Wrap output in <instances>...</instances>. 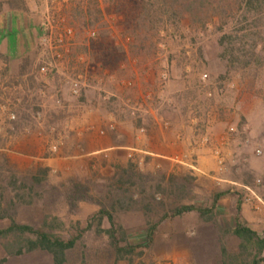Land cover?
I'll list each match as a JSON object with an SVG mask.
<instances>
[{
    "label": "rangeland",
    "instance_id": "1",
    "mask_svg": "<svg viewBox=\"0 0 264 264\" xmlns=\"http://www.w3.org/2000/svg\"><path fill=\"white\" fill-rule=\"evenodd\" d=\"M261 9L245 17L234 12L223 28L217 16L204 26L164 24L142 47L101 0H0L6 27L14 25L11 15L17 14L29 29L26 46L0 51V208H11L18 223L74 240L66 252L68 264H249L248 253L255 249H239L233 226L239 201L240 220L264 236V4ZM23 22L20 17L18 25ZM249 26L257 31L262 63L232 65L220 38ZM88 106L100 112L99 134L110 118L130 121L138 139L159 126L166 131L187 125L182 136L207 157L205 172L196 174L182 164L176 175L155 164L142 171L132 162L109 165L122 150L104 152V170L51 171L40 159L75 155L68 124ZM155 108L152 115L149 109ZM173 159L184 162L185 156ZM41 168L49 171L35 183L32 177ZM74 182L87 188L82 199L71 189ZM220 193L226 197L216 206L215 201L207 215L212 221H203L196 211L170 215L182 203L208 209ZM101 206L113 216L118 246H135L131 254L118 256L108 236L97 232L93 216ZM182 222L190 223L188 236L200 235L187 256L175 253L177 245L167 241L168 235L180 234ZM8 225L0 219V230ZM109 226L104 217L100 227ZM150 227L152 240L144 248ZM15 242L12 235L0 238L5 264L51 263V255L40 249L8 254L5 246ZM164 250L170 256L160 257ZM260 259L264 264V252Z\"/></svg>",
    "mask_w": 264,
    "mask_h": 264
},
{
    "label": "trees",
    "instance_id": "2",
    "mask_svg": "<svg viewBox=\"0 0 264 264\" xmlns=\"http://www.w3.org/2000/svg\"><path fill=\"white\" fill-rule=\"evenodd\" d=\"M97 2V0H95ZM103 7L106 10L113 12L122 19V25L128 33L132 34L142 47L150 41V38L156 37L161 27L164 24H180L187 22L189 25L198 24L206 25L207 20L213 16H217L222 20V28L228 25V18H235L234 12H240L242 17L252 15L254 13H262L261 5L264 0H101ZM103 9V8H102ZM101 12V8L97 9ZM234 13V14H233ZM254 26L241 27L235 30V33H224L220 38V43L223 45V51L227 61L232 65L241 64L248 66L252 61L261 65L262 58L257 51L258 40L257 31ZM221 28V29H222ZM143 33V34H142ZM139 34H142L139 36ZM228 39L227 45L225 44ZM230 40V41H229ZM246 40V42H244ZM104 40H100L97 44L101 49L105 50L107 46ZM247 46V49H246ZM100 49V50H101ZM262 52L264 49L262 48ZM254 59V60H253ZM48 168H41L38 174L32 177L33 182H41L46 176ZM127 172V171H125ZM125 183L121 181V184ZM71 189L78 194V198L82 199L83 194L87 192L81 183L72 184ZM221 195L217 194L208 209L196 208L190 205H182L172 209L171 217L182 216L189 211H196L203 221H212V217L207 216L214 208V203ZM19 197V196H18ZM72 195L69 199H72ZM76 197V199H78ZM100 205L102 203L98 202ZM236 216L233 226V234L239 239V249L243 252L249 247H254L255 252H249L252 256L249 264H260V255L264 252V236L259 234L247 226L240 220L241 206L237 202ZM107 218L109 228L103 229L100 227L102 219ZM0 219H7L9 225L5 229L0 230V238H5L8 235L14 236L16 239L15 245L5 246L8 254L20 255L24 252H31L36 249L48 252L52 261L50 264H68L66 260V252L74 246V240H64L59 235L46 229L38 231L30 225L18 223L15 219V212L11 208H0ZM97 221V232L105 233L111 246L114 247L118 256L122 254H131L135 251V246H118L116 239V228L112 214L107 212L103 206L100 207L97 213L93 216ZM154 229L148 228L146 233V241L142 247H148L152 240ZM223 256L226 255L224 247L221 248ZM6 257L0 258V264H5ZM83 264V263H80ZM223 264H226L223 261Z\"/></svg>",
    "mask_w": 264,
    "mask_h": 264
},
{
    "label": "crops",
    "instance_id": "3",
    "mask_svg": "<svg viewBox=\"0 0 264 264\" xmlns=\"http://www.w3.org/2000/svg\"><path fill=\"white\" fill-rule=\"evenodd\" d=\"M11 16V20H14V27L10 24L11 27L9 28L6 27V21L3 22L0 18L1 52H7L13 48V45H18L19 43L24 46L27 44L26 40L29 36V29L25 26L26 21L24 17L17 14H13ZM20 17L24 21L22 26L18 25ZM5 28L8 29L9 33L6 31L7 29L5 30ZM83 104L85 103H83L82 99L80 106H83ZM98 111L99 110L96 107L90 106H88V110L86 108L78 109L76 120H71L70 124H68L70 129L69 131H74L73 138L75 139V142H72V145L74 143L73 151H76L75 155L42 157L40 160L44 162L46 167L50 168L51 171L58 168L62 169L63 173H70L71 169L75 170L77 168H82L88 170L90 167L97 168L98 166L104 170L107 165L101 157L108 156V153L104 152L122 150L123 153L120 156L113 158L114 160L112 159L114 156H111V159H108L110 161L109 165L110 163H114L112 166L125 165L128 162H132L137 164L140 171H142V167H150L155 164L156 166H160L167 175H176L179 173L178 170L181 167L180 164H182L189 169H192V171L196 170L201 173L205 172V165L209 163L207 157L202 155V150H192L189 148V138L182 136L188 133L187 125L183 123L181 125L177 124L176 127H173V129L166 131H163L159 126V129L149 130L146 136L138 139L135 138L136 127H133L130 124V121H123L121 117L110 118L109 121H106L107 123L105 124L104 134H99L98 130L102 128L103 120H100L99 117H97L100 113H98ZM149 112L153 115L157 112V109H149ZM175 117L179 118L178 114H176ZM90 124L94 126L92 130L89 129V127L92 126ZM179 154L180 156H185L184 162L182 159L181 161L173 159ZM190 161L194 162L195 165L193 163L190 164ZM225 197L226 195H221L217 199L215 206L221 203V198L224 199ZM182 204L188 205L189 203ZM189 224L185 222L183 224L182 222V225H180L182 226L180 234L175 233L174 235H168L169 240L167 241L176 244L178 250L175 251V253L180 252L182 256L191 254L190 244L195 239H197L196 241L200 239L199 234H196L194 238H192V236H188L189 230L187 231V228L190 226ZM195 225L201 226L202 223L200 222ZM170 253V251L164 250L161 251L159 256H170Z\"/></svg>",
    "mask_w": 264,
    "mask_h": 264
},
{
    "label": "built area",
    "instance_id": "4",
    "mask_svg": "<svg viewBox=\"0 0 264 264\" xmlns=\"http://www.w3.org/2000/svg\"><path fill=\"white\" fill-rule=\"evenodd\" d=\"M72 92H73L74 94L78 93V86H77V84H74V86H73V88H72ZM12 117H13V115H12ZM206 139H207L206 137L203 138V140H206ZM256 152H257V154H260V153H261L260 148H257V149H256ZM219 163H222L221 160L219 161ZM256 198H257V197H256ZM257 199H258V198H257ZM258 200L260 201V199H258Z\"/></svg>",
    "mask_w": 264,
    "mask_h": 264
}]
</instances>
